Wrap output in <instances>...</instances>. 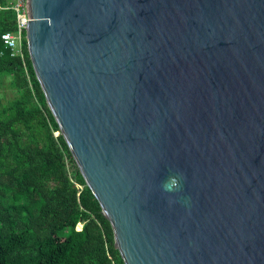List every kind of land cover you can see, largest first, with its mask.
<instances>
[{
	"label": "water",
	"instance_id": "95a60500",
	"mask_svg": "<svg viewBox=\"0 0 264 264\" xmlns=\"http://www.w3.org/2000/svg\"><path fill=\"white\" fill-rule=\"evenodd\" d=\"M25 20L122 263L264 264V0H25Z\"/></svg>",
	"mask_w": 264,
	"mask_h": 264
},
{
	"label": "trees",
	"instance_id": "16d2710c",
	"mask_svg": "<svg viewBox=\"0 0 264 264\" xmlns=\"http://www.w3.org/2000/svg\"><path fill=\"white\" fill-rule=\"evenodd\" d=\"M0 11V33L13 32ZM0 39V264H123L112 231L48 109L21 40ZM9 77L14 95L3 100ZM79 225L78 228L76 226Z\"/></svg>",
	"mask_w": 264,
	"mask_h": 264
},
{
	"label": "built area",
	"instance_id": "2783aa9c",
	"mask_svg": "<svg viewBox=\"0 0 264 264\" xmlns=\"http://www.w3.org/2000/svg\"><path fill=\"white\" fill-rule=\"evenodd\" d=\"M4 10L12 11L14 30L13 32H1L0 39L9 48L11 56H22L20 44L22 38H25L27 27L25 20V0H0V11ZM54 135H56V132H54Z\"/></svg>",
	"mask_w": 264,
	"mask_h": 264
},
{
	"label": "rangeland",
	"instance_id": "374dc122",
	"mask_svg": "<svg viewBox=\"0 0 264 264\" xmlns=\"http://www.w3.org/2000/svg\"><path fill=\"white\" fill-rule=\"evenodd\" d=\"M1 94H2V99H10L14 95V88L9 82V77L5 76L1 82ZM79 225L76 226L78 228Z\"/></svg>",
	"mask_w": 264,
	"mask_h": 264
},
{
	"label": "clouds",
	"instance_id": "9594fccd",
	"mask_svg": "<svg viewBox=\"0 0 264 264\" xmlns=\"http://www.w3.org/2000/svg\"><path fill=\"white\" fill-rule=\"evenodd\" d=\"M176 184H177L176 178L170 176L162 183V187L165 190L170 191L172 187L176 186Z\"/></svg>",
	"mask_w": 264,
	"mask_h": 264
}]
</instances>
